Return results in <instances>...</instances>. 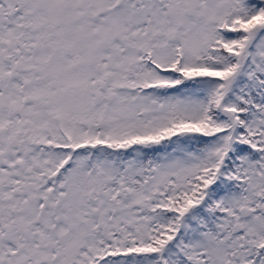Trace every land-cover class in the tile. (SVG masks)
<instances>
[{"label": "snow or ice", "instance_id": "obj_1", "mask_svg": "<svg viewBox=\"0 0 264 264\" xmlns=\"http://www.w3.org/2000/svg\"><path fill=\"white\" fill-rule=\"evenodd\" d=\"M0 264H264V0H0Z\"/></svg>", "mask_w": 264, "mask_h": 264}]
</instances>
